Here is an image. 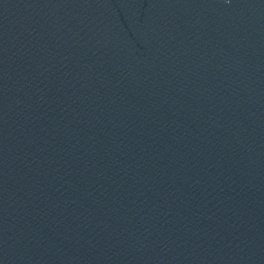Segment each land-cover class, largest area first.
Returning <instances> with one entry per match:
<instances>
[{"label":"water","instance_id":"1","mask_svg":"<svg viewBox=\"0 0 264 264\" xmlns=\"http://www.w3.org/2000/svg\"><path fill=\"white\" fill-rule=\"evenodd\" d=\"M0 264H264V0H0Z\"/></svg>","mask_w":264,"mask_h":264}]
</instances>
